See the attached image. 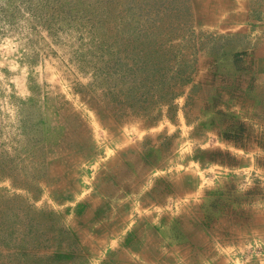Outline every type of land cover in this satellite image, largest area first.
<instances>
[{"label":"rangeland","instance_id":"374dc122","mask_svg":"<svg viewBox=\"0 0 264 264\" xmlns=\"http://www.w3.org/2000/svg\"><path fill=\"white\" fill-rule=\"evenodd\" d=\"M226 36L238 0H0V264H264Z\"/></svg>","mask_w":264,"mask_h":264},{"label":"crops","instance_id":"0c3cea01","mask_svg":"<svg viewBox=\"0 0 264 264\" xmlns=\"http://www.w3.org/2000/svg\"><path fill=\"white\" fill-rule=\"evenodd\" d=\"M247 1L238 0V45L227 48V44H232L233 37L226 36L227 43L224 46L226 51L221 50L222 52L216 56V64L219 66V72L236 74V85L232 87L235 88L240 106L238 112L244 114V120L252 124L256 122L257 132L260 131L263 138L260 147L241 148L240 151L252 153L253 156L255 153L264 154V9H259L258 6L250 8ZM231 22L237 24L236 18L234 21L217 22L219 30L229 33L228 26L232 25L228 23ZM213 23L204 21L210 28L213 27ZM252 165L255 166L253 159ZM260 168L264 169V165Z\"/></svg>","mask_w":264,"mask_h":264}]
</instances>
